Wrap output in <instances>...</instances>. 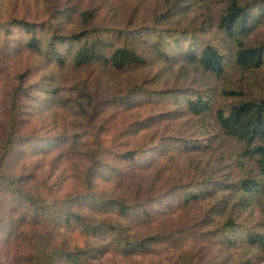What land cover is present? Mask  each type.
<instances>
[{
	"label": "rangeland",
	"instance_id": "obj_1",
	"mask_svg": "<svg viewBox=\"0 0 264 264\" xmlns=\"http://www.w3.org/2000/svg\"><path fill=\"white\" fill-rule=\"evenodd\" d=\"M168 1L0 0V23L12 19L35 23V34L44 49L37 52L26 47L32 34L20 27L12 25L9 33L0 29V145L9 127L5 108L18 86L22 89L16 92L18 106H25L18 113L17 133L29 139L2 162L0 171L23 174L28 185L54 200L59 213H67L62 215L63 220H74L55 247L59 251L90 252L65 264H264V256L246 242L245 229L225 230L226 218L209 214L215 200L187 208L168 206L169 202L174 206L178 202L181 185L194 186L208 179L232 184L254 174L249 167L254 160L243 158V144L220 133L212 110L234 104L235 98L222 96L223 91H236L247 99L264 97V66L245 70L233 61L222 76L193 72L195 67L183 58L182 50L171 53L166 51L167 45L165 51L174 61L172 69L166 63L159 64L157 58L163 60L164 56L150 55L145 66L106 75L101 65L74 68L72 56L62 65L46 49L53 35L69 36L100 28V34L108 37L104 29L113 28L142 32L141 49L149 52L157 36L147 31L157 24L165 28ZM179 1L187 7L171 20L184 26L208 27L190 40L191 44L208 40L232 56L230 42L209 27L232 0H175ZM241 3L249 4L251 14L260 18L246 43L264 44V21L258 11L264 8V0ZM160 13L165 16L157 20ZM110 38L118 41L120 35L114 33ZM184 41L182 38L181 47L187 49L190 42ZM79 45L65 42L59 49L67 54ZM188 73L190 76H186ZM195 91L214 96L206 118L188 117L179 107L183 117L174 119L168 114L172 109L169 105L155 104L167 100L184 106L195 98ZM149 99L155 100L153 107L146 104ZM185 141H192L197 149L180 151ZM166 146L169 149L164 150ZM122 147L139 149L137 158L123 160ZM94 153L100 161H92ZM94 163V179L89 185L88 174ZM170 193L177 195L176 200H171ZM91 195L102 196V202ZM119 198L135 209L116 220L111 213L112 201ZM238 198L235 196L233 203ZM0 200V211L16 208L3 190ZM248 208L236 214L237 223L264 234L263 210L252 203ZM91 222L101 228L91 225L89 229ZM36 229L34 223H28L24 230L28 239L11 249L16 262L7 258L1 259V264H30L31 255H27L34 245L30 236L34 237ZM38 230H42L40 226Z\"/></svg>",
	"mask_w": 264,
	"mask_h": 264
},
{
	"label": "trees",
	"instance_id": "obj_2",
	"mask_svg": "<svg viewBox=\"0 0 264 264\" xmlns=\"http://www.w3.org/2000/svg\"><path fill=\"white\" fill-rule=\"evenodd\" d=\"M248 1L243 0L246 3ZM243 4L241 0H232L228 3L225 10L222 11L221 16L216 20L215 24L213 21L209 22V27L216 29L219 36L223 35L225 40L230 42L229 46L232 53L230 54L232 56L226 54L222 51L221 47L208 40L192 45L190 40L194 41L197 35L207 30L208 27L197 28L193 25L184 26L181 21H177L176 23V20H171L187 7L184 2H175V0L168 1V7L165 8L166 14L168 13L165 28L157 24L153 29H148L147 32H152L157 36L153 44V49L149 52H144L141 49L140 41L142 42V32L138 30L133 32L121 29L114 30L113 28L104 29V31L108 30L105 32L108 37L100 34V28L93 29L92 31H82L69 36L53 35L48 39L49 43L46 49L49 51L48 54L53 55L55 60L62 65L66 63L69 56H72L71 63L74 68L101 65L105 67H103L102 71L106 75H111L115 71L145 66L149 62L147 56L150 55L158 57L164 56L165 59L163 60L156 57L160 62L159 64L166 63L168 68L172 69L173 57L166 51H171L172 53L176 49H179V52L182 50L183 58L191 60L190 64L195 67L193 72L222 76L227 69L228 63L233 61L241 69L257 70L264 66V44L249 46L246 43V38L254 31L260 18L251 14V11L247 8L249 4L245 6ZM258 11L262 14L260 16L264 21V8L259 7ZM164 16V13H160L157 16V20H160ZM12 25L22 28L28 34H32L26 47L37 52L44 50L35 34L38 29L35 23L12 19L9 22L0 23V29H5L4 31L9 33ZM114 33L120 35L118 41L110 38V35ZM182 38L185 40L184 42H190L187 49L181 47L183 43ZM171 39H173V44H170ZM72 41L80 43L79 47L75 51L69 49L67 54L62 53L59 49V44L63 45L65 42ZM67 46L69 47V45ZM165 46L168 47L166 51ZM196 47L200 49L196 50ZM190 74L188 73L186 76H190ZM21 90V87L18 86L16 92ZM16 92L12 94L9 105L5 108L9 127L0 145V149L3 151V155L0 157V168L2 162L6 161L7 157L15 153L17 146L19 144L22 145V141L26 142L29 140L27 137H21L17 133L18 113L21 112L22 107L25 105L18 106ZM132 94L130 93V95ZM221 94L222 96L234 97V104L226 108L212 110L211 106L214 96L206 97L203 95V92L198 91L193 92L195 98L191 97L192 99H189L184 106L182 105L183 103H171L167 100H162L155 104L165 103L167 106L169 105L172 109H168V114L173 116L174 119L183 117V112L181 114L178 111L179 107L185 110L184 114L186 116L194 119L206 118L207 113L212 110L214 122L216 127L219 128L220 133H224L226 136L243 144V158L248 157L249 160H254L249 165L254 174L245 175L244 178L232 184L222 183L225 181L208 179L205 182L200 181V183L192 182L195 184L194 186L190 185L188 187L181 185L178 188L182 192L180 193L178 202L175 206L174 203L169 202L168 206H170L169 208H187L202 201H208V199L215 200L217 203H214L211 207L209 214H220L221 217L226 218L224 220L226 222H224L225 230L232 231L236 230L237 227L243 231L245 229V232H247L246 242L264 256V234L262 231H256L252 227L248 228L240 225L241 223L238 224L236 220L238 219L236 214L248 211L250 208H248V205L251 203L261 207L264 212V97L260 99H247L244 94L236 91H223ZM154 101L149 99L146 101V104L151 107ZM191 123L192 120L189 121V125L192 127L193 125ZM183 145L184 147L179 148L180 151H183L182 149H186L187 151L189 147L192 150L197 149V146L192 144V141H189V143L185 141ZM169 146H166L164 150L169 149ZM171 147H173L172 144ZM122 150L124 151L120 157L126 161H134L139 154V149L137 148L127 149L122 147ZM91 156L93 162L94 160L100 161L101 159V157L100 159L98 158L99 155L97 153ZM238 156L241 157L240 155ZM94 167H96V163L91 166V171L88 174L89 185L92 184L94 179ZM25 179L26 177L23 174L10 175L5 171H0V190L4 191L10 204L15 203L16 208L18 207L17 209L7 207L4 212L0 211V214L2 213L0 215V264L1 259L2 261H5V259L7 261V258L11 262L13 260L16 262L15 258L12 257L11 249L18 244H24L28 239L27 233L24 231L28 223H34L37 227L34 237L30 236L33 240L32 244H34L33 251L27 255V257L31 255L29 259L30 264H54V262L58 263L60 261L61 264H65L68 261H76L87 255L90 251L77 250L76 252H71L70 249L57 250L59 247H55V244L65 237L64 231L66 230V226L70 225L74 220H63L62 215H66L67 213H59V209H55L53 204L54 200H49L50 197L47 193L28 185L29 181ZM175 193H170V198L171 196L174 198H171V200H176L177 195ZM91 196L96 202H102L103 200V197L100 195ZM235 196H239L240 198L233 203ZM112 203L111 213L114 214L113 217L116 220L128 216L135 209L133 204L126 203L121 198L118 200L114 199ZM140 206L138 205V207ZM97 208L94 207V209ZM145 212L147 214L150 213L146 210ZM71 214L68 213L70 216ZM78 219V217H75V220ZM201 220L206 222L204 218H201ZM94 223L91 222L90 225H87L89 229L91 225L94 229L101 228V226L96 228ZM39 226L42 229L41 231L38 230ZM64 257L67 260L63 261Z\"/></svg>",
	"mask_w": 264,
	"mask_h": 264
}]
</instances>
